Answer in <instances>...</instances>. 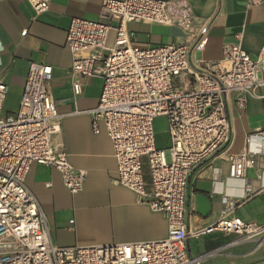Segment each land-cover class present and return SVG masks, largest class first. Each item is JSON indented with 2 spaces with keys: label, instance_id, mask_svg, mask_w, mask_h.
Segmentation results:
<instances>
[{
  "label": "built area",
  "instance_id": "1",
  "mask_svg": "<svg viewBox=\"0 0 264 264\" xmlns=\"http://www.w3.org/2000/svg\"><path fill=\"white\" fill-rule=\"evenodd\" d=\"M27 1L37 14L48 11L52 2ZM132 22L189 29L193 8L187 0H104L100 20L71 19L66 44L73 55V76L103 80L99 102L90 111L91 127L112 142L117 183L165 216L167 236L92 246L53 243L41 204L26 184L27 175L34 164L52 166L69 192L78 194L87 174L72 166L62 144L52 141L60 131L52 66L31 62L15 115L4 114L9 85L0 75V264H203L218 253L219 249L199 256L188 252L189 183L199 166L231 142L229 95L238 94L241 111L250 97L264 101V93L257 94L264 89V61L252 58L242 47V34H237V42L224 46L220 60H197L205 64V70H199L191 65L186 44H138L129 28ZM111 31L115 36L108 45ZM207 31L200 29L195 50L205 49ZM73 88L80 94L79 82H73ZM161 116L167 118L165 148L158 147L155 132V120ZM260 156L264 127L247 134L240 150L227 152L229 177L243 178ZM244 191L251 192V186L245 184ZM214 231L237 234L231 244L255 241L258 247L264 241V223L229 217L227 212L197 235Z\"/></svg>",
  "mask_w": 264,
  "mask_h": 264
},
{
  "label": "crops",
  "instance_id": "2",
  "mask_svg": "<svg viewBox=\"0 0 264 264\" xmlns=\"http://www.w3.org/2000/svg\"><path fill=\"white\" fill-rule=\"evenodd\" d=\"M103 1L52 0L48 11L37 14L27 0H0V75L9 85L4 114L17 113L30 63L51 65V90L60 114V131L52 141L62 144L72 166L87 174L84 189L78 194L69 192L61 173L52 166L34 164L27 175L26 184L41 204L52 241L59 247L153 241L167 236L165 216L152 211L133 191L117 183L112 142L104 132L96 134L91 127L90 111L99 102L102 78L73 76L71 72L73 55L66 44L71 19L100 20ZM187 1L193 8L189 29L132 22L129 28L136 42L186 44L191 48V65L205 70V64L197 60H220L224 46L236 43V35L242 34L244 50L252 58L264 61V0ZM203 27L208 29L209 41L204 50L197 51L194 45ZM114 36L111 31L109 39ZM76 81L81 85L80 94L74 92ZM263 93V88L257 90V94ZM237 95L232 92L227 103L231 142L199 166L189 183L188 252L199 256L219 249L203 264H264V241L257 247L255 241L231 244L239 237L234 233L197 235L225 212L229 217L264 223V156L243 178L237 179L229 177L226 158L227 152H237L244 146L247 134L264 127V101L250 97L247 108L241 111L236 104ZM245 184L251 186L248 194ZM146 185L151 191L150 179Z\"/></svg>",
  "mask_w": 264,
  "mask_h": 264
},
{
  "label": "rangeland",
  "instance_id": "3",
  "mask_svg": "<svg viewBox=\"0 0 264 264\" xmlns=\"http://www.w3.org/2000/svg\"><path fill=\"white\" fill-rule=\"evenodd\" d=\"M113 39L110 37L108 45H112ZM155 132L157 135L158 145L166 146L169 143V136L167 133V118L164 116L158 117L155 120ZM146 161V157H144Z\"/></svg>",
  "mask_w": 264,
  "mask_h": 264
},
{
  "label": "trees",
  "instance_id": "4",
  "mask_svg": "<svg viewBox=\"0 0 264 264\" xmlns=\"http://www.w3.org/2000/svg\"><path fill=\"white\" fill-rule=\"evenodd\" d=\"M144 172H145V180H146V182H148L150 178H149L147 165L144 166Z\"/></svg>",
  "mask_w": 264,
  "mask_h": 264
}]
</instances>
